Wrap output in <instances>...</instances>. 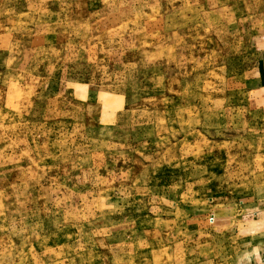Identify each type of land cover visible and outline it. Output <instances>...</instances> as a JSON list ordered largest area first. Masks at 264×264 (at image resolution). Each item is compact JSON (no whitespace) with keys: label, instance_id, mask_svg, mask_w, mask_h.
Segmentation results:
<instances>
[{"label":"rangeland","instance_id":"374dc122","mask_svg":"<svg viewBox=\"0 0 264 264\" xmlns=\"http://www.w3.org/2000/svg\"><path fill=\"white\" fill-rule=\"evenodd\" d=\"M0 264H264V0H0Z\"/></svg>","mask_w":264,"mask_h":264},{"label":"built area","instance_id":"2783aa9c","mask_svg":"<svg viewBox=\"0 0 264 264\" xmlns=\"http://www.w3.org/2000/svg\"><path fill=\"white\" fill-rule=\"evenodd\" d=\"M215 219H216L215 214L211 213L209 218H208V221H209V223L213 224L215 222Z\"/></svg>","mask_w":264,"mask_h":264}]
</instances>
